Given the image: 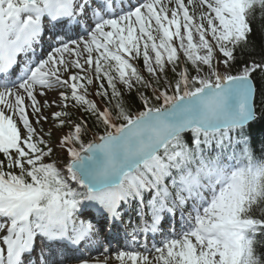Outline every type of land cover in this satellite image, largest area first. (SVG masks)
<instances>
[{"label":"snow or ice","instance_id":"obj_1","mask_svg":"<svg viewBox=\"0 0 264 264\" xmlns=\"http://www.w3.org/2000/svg\"><path fill=\"white\" fill-rule=\"evenodd\" d=\"M256 34L264 0H0V264H264Z\"/></svg>","mask_w":264,"mask_h":264},{"label":"trees","instance_id":"obj_2","mask_svg":"<svg viewBox=\"0 0 264 264\" xmlns=\"http://www.w3.org/2000/svg\"><path fill=\"white\" fill-rule=\"evenodd\" d=\"M251 39L256 43L257 50H259L260 45L264 44V34H256ZM260 84L264 86V81H260ZM257 102H259V96L257 97Z\"/></svg>","mask_w":264,"mask_h":264}]
</instances>
